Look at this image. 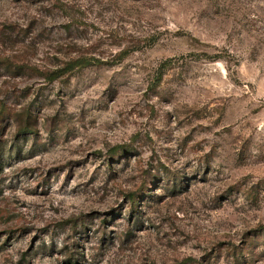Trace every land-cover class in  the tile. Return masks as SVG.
Listing matches in <instances>:
<instances>
[{
  "label": "rangeland",
  "instance_id": "1",
  "mask_svg": "<svg viewBox=\"0 0 264 264\" xmlns=\"http://www.w3.org/2000/svg\"><path fill=\"white\" fill-rule=\"evenodd\" d=\"M0 264H264V0H0Z\"/></svg>",
  "mask_w": 264,
  "mask_h": 264
},
{
  "label": "trees",
  "instance_id": "2",
  "mask_svg": "<svg viewBox=\"0 0 264 264\" xmlns=\"http://www.w3.org/2000/svg\"><path fill=\"white\" fill-rule=\"evenodd\" d=\"M91 59L89 58H78V59H71L70 61H68L66 63V65L64 67H61L55 71H52L51 73L48 74V78L50 80H55L57 78H59L62 75L65 74H71L73 73L77 68L86 66L89 64V62Z\"/></svg>",
  "mask_w": 264,
  "mask_h": 264
}]
</instances>
